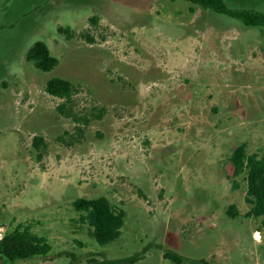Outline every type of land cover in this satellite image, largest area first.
I'll return each mask as SVG.
<instances>
[{
  "label": "rangeland",
  "instance_id": "obj_1",
  "mask_svg": "<svg viewBox=\"0 0 264 264\" xmlns=\"http://www.w3.org/2000/svg\"><path fill=\"white\" fill-rule=\"evenodd\" d=\"M38 41L58 60L46 71L26 57ZM53 77L77 91L49 94ZM240 143L264 154V24L188 0H0V231L27 225L51 245L0 264H264L232 177ZM99 195L126 211L105 245L72 204Z\"/></svg>",
  "mask_w": 264,
  "mask_h": 264
},
{
  "label": "trees",
  "instance_id": "obj_2",
  "mask_svg": "<svg viewBox=\"0 0 264 264\" xmlns=\"http://www.w3.org/2000/svg\"><path fill=\"white\" fill-rule=\"evenodd\" d=\"M209 8L219 13L227 14L239 19L246 25L264 24V13L246 8H231L224 0H188ZM59 31L67 37L73 34L68 27H60ZM26 57L41 70H49L57 64V57L52 55L45 42L34 43L27 51ZM46 91L64 100L69 99L77 88L68 80L53 77L47 80ZM64 103L58 105L63 112ZM33 144L37 147L43 146L44 139L36 135ZM232 165V177L242 175L246 181L245 200L250 205L246 216L260 218L261 226L264 228V154L258 156L256 153H248L245 143H240L232 149L229 155ZM73 208L78 212L75 220L79 227L87 226L88 234L100 245H105L120 235V229L124 224L126 211L121 206L111 202L105 195L96 197H77L73 200ZM227 214L234 217L237 210L233 206L227 209ZM51 245L43 236L33 233L26 225H17L14 229L6 231L0 239V255L9 259L28 258L35 255H46ZM176 263L186 264L182 256L176 253L164 255ZM131 261H121L116 264H128Z\"/></svg>",
  "mask_w": 264,
  "mask_h": 264
},
{
  "label": "bare ground",
  "instance_id": "obj_3",
  "mask_svg": "<svg viewBox=\"0 0 264 264\" xmlns=\"http://www.w3.org/2000/svg\"><path fill=\"white\" fill-rule=\"evenodd\" d=\"M254 234H255V238L259 240V234L258 233H254Z\"/></svg>",
  "mask_w": 264,
  "mask_h": 264
},
{
  "label": "built area",
  "instance_id": "obj_4",
  "mask_svg": "<svg viewBox=\"0 0 264 264\" xmlns=\"http://www.w3.org/2000/svg\"><path fill=\"white\" fill-rule=\"evenodd\" d=\"M2 236H3V235H2V232L0 231V239H1Z\"/></svg>",
  "mask_w": 264,
  "mask_h": 264
}]
</instances>
